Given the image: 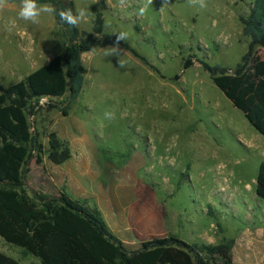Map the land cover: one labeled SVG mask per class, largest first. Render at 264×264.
I'll list each match as a JSON object with an SVG mask.
<instances>
[{"label":"rangeland","instance_id":"rangeland-1","mask_svg":"<svg viewBox=\"0 0 264 264\" xmlns=\"http://www.w3.org/2000/svg\"><path fill=\"white\" fill-rule=\"evenodd\" d=\"M70 1L74 11L90 5V11L95 7L102 14L103 35L127 32L129 47L156 72L118 45L127 61L119 68V56L108 49L116 43L99 36L100 45L83 59L86 87L61 122L63 138L87 153L77 157L86 168L74 165L75 160L45 167L62 178L61 184L67 182L61 192L94 206L113 224L116 202L137 199L124 192L130 184L149 193L187 243L201 248L233 241L250 250L246 264H264V238H259L264 202L255 194L264 136L247 116L254 106L253 66L264 62V49L256 46L243 74H233L249 43L238 18L248 14L253 0H207L204 9L188 0H153L144 16L136 14L138 0L125 10L115 6L117 0ZM19 3L10 0L6 15H15ZM92 20L78 28L90 32ZM36 31L44 39H35ZM63 41L62 29L49 16L39 25L21 21L12 34L0 29V89L23 79L42 63L40 54L58 52ZM188 59L191 65L184 69ZM201 63L230 71L213 77ZM63 100H51L29 119L43 145L42 162L48 161L49 133L39 116ZM107 111L115 114L113 119L105 118ZM50 125L58 134L59 126ZM35 157L33 152L25 177L28 192H36L43 180ZM105 165L110 167L106 172ZM0 252L19 264H40L1 238Z\"/></svg>","mask_w":264,"mask_h":264},{"label":"trees","instance_id":"trees-1","mask_svg":"<svg viewBox=\"0 0 264 264\" xmlns=\"http://www.w3.org/2000/svg\"><path fill=\"white\" fill-rule=\"evenodd\" d=\"M37 2L51 4L57 13L66 8L74 10L70 0ZM91 11L94 16L90 32L63 24L57 14L54 20L64 35L58 53L20 81L0 89V238L22 248L40 264H232L233 241L198 248L170 236L141 242L137 249L129 250L111 234L100 213L84 201L71 199L64 192L45 196L27 191L25 177L33 152L35 163L42 164L43 145L29 122L37 115L39 98L47 97L49 102L64 99L56 106L63 117L68 116L84 85L81 56L100 45L99 36L116 43V35H103L102 14L95 7ZM238 21L249 43L233 71L236 77H240L251 62L254 48L264 49V0H253L248 14L240 16ZM119 46L156 72L126 41L121 40ZM190 65V59L186 60L184 69ZM201 66L213 77L230 71L206 63ZM253 76L256 82L250 96L254 106L247 116L264 136L263 61L254 64ZM46 156L49 162L59 166L72 155L67 142L49 133ZM255 194L264 202V162L258 167ZM132 211L138 227H150V210L135 207ZM0 264L19 263L0 252Z\"/></svg>","mask_w":264,"mask_h":264},{"label":"crops","instance_id":"crops-1","mask_svg":"<svg viewBox=\"0 0 264 264\" xmlns=\"http://www.w3.org/2000/svg\"><path fill=\"white\" fill-rule=\"evenodd\" d=\"M34 37H35V39H44L41 36V33L40 32L38 33L37 31H36ZM57 53L58 52H53V53L50 52L47 55H45L44 53L40 54L39 59L42 60V63L37 65L34 68H31V70L33 71V70L37 69L38 67L45 65ZM84 57H86V53L81 56L82 64H83ZM86 81H87L86 80V72L84 69V82H85L84 84L85 85H83V87H86ZM82 93H83V89H82L81 94ZM51 105H52L51 107L44 108L41 111V114L39 117L41 119H43L42 126L47 127L48 133H54L60 140L68 143L72 156H71V159L68 160L67 162H65L64 164L71 162V160H75L74 165H77V167H80V164H81L83 167L86 168L84 161L82 160V162L80 163L79 159L77 160V157L80 155H86L87 153L85 151L81 152L80 144L68 142L67 140H65V138H63V137H65L64 136L65 134H64V132H62L63 128H61V122H62V118H64V117L61 115V113L57 109L56 104L52 103ZM51 123H52V125L59 126L58 134L53 132V130H51V125H50ZM68 139H71V138L68 136ZM51 164H52L51 162L45 161V160L42 162L41 165L36 164L37 165L36 167L42 171L41 177L43 178V180L41 181L40 185L38 186V189H33V190L38 192V193H41L45 196H58L59 193L62 191L61 189L65 188L67 182L63 181L61 184L60 180H62V178L58 174L55 175V174L51 173L50 171L45 170V167L50 169L49 166ZM59 166H61V165H59ZM109 168H110L109 166L105 165L103 170L106 172L109 170ZM126 185H128L127 187H129L130 189L129 190L125 189L124 192H126L127 195L131 196V198H134L133 196L136 195L137 199H135L133 201L130 200V202H128V204H126V205H123L121 201L116 202V208H115L116 213H114V215H112L113 221H114L113 224L108 223V221L106 219H104V217H102V218H103L104 222L106 223L108 229L110 230L111 234L115 238L120 240L127 249H129V250L137 249L141 242L151 240L153 238H165L168 235H172L175 238H178V239L183 240L185 242L188 241V240H184L182 238H179L178 234H176V232H174L175 227L172 226L173 225L171 223L172 221L168 220V217L165 215V213H162L161 211L159 212L157 210L158 207L156 206L155 202H153V200L150 199L149 193H146V191H143V190H141V191L135 190V189H133V186L130 184H126ZM47 187H49V191L53 187V191H51V194H48V193L45 194L42 192V189L47 188ZM117 188H118V186H117ZM103 190L104 189L102 188L101 191H103ZM88 206H89V204H88ZM89 207L95 208L94 206H89ZM135 207H139L143 210L144 209L150 210L151 215H150V219H149V223H148L150 225V227H148V228L138 227L139 224H137V222L134 218V215H133V211H132L133 208H135ZM189 223H191V221ZM176 225H177V223H176ZM259 238H264L263 231H262V233H260ZM256 247L258 249V246H256ZM261 247H264V245H262ZM232 251H233V253H232L233 264L250 263L248 260H245V258H247V255H248L247 252L250 251L249 249H245L244 246H239V245L236 247V244H235Z\"/></svg>","mask_w":264,"mask_h":264},{"label":"clouds","instance_id":"clouds-1","mask_svg":"<svg viewBox=\"0 0 264 264\" xmlns=\"http://www.w3.org/2000/svg\"><path fill=\"white\" fill-rule=\"evenodd\" d=\"M97 2L98 0H94V3ZM152 4L153 0H138L136 14L138 16H144ZM188 4L204 9L207 7V0H188ZM115 6L121 10H125L133 6V0H117ZM10 7H12L10 0H0V29L8 34L14 33L21 21L32 25H39L44 16L55 17L58 14L63 24L71 25L74 28L90 23L94 16L93 12L90 11V5L77 6L75 11L72 8L61 9L57 13L56 8L51 4H40L37 0H20L15 15L8 16L6 13ZM114 35H116V46L108 48L110 49L109 54L119 56V68H125L127 61L122 58L123 55L120 56L118 45L121 40L125 41L127 39L128 33L121 31L114 33ZM104 115L106 119L111 120L115 114L107 111Z\"/></svg>","mask_w":264,"mask_h":264},{"label":"built area","instance_id":"built-area-1","mask_svg":"<svg viewBox=\"0 0 264 264\" xmlns=\"http://www.w3.org/2000/svg\"><path fill=\"white\" fill-rule=\"evenodd\" d=\"M49 103V100L47 97H41L39 98L38 102H37V107H44L45 105H47Z\"/></svg>","mask_w":264,"mask_h":264}]
</instances>
